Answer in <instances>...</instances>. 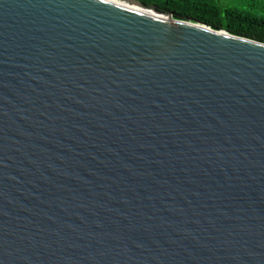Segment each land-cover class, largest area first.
I'll use <instances>...</instances> for the list:
<instances>
[{
    "label": "water",
    "instance_id": "water-1",
    "mask_svg": "<svg viewBox=\"0 0 264 264\" xmlns=\"http://www.w3.org/2000/svg\"><path fill=\"white\" fill-rule=\"evenodd\" d=\"M116 1L0 0V264H264V42Z\"/></svg>",
    "mask_w": 264,
    "mask_h": 264
},
{
    "label": "trees",
    "instance_id": "trees-1",
    "mask_svg": "<svg viewBox=\"0 0 264 264\" xmlns=\"http://www.w3.org/2000/svg\"><path fill=\"white\" fill-rule=\"evenodd\" d=\"M174 18L264 42V0H138Z\"/></svg>",
    "mask_w": 264,
    "mask_h": 264
},
{
    "label": "bare ground",
    "instance_id": "bare-ground-1",
    "mask_svg": "<svg viewBox=\"0 0 264 264\" xmlns=\"http://www.w3.org/2000/svg\"><path fill=\"white\" fill-rule=\"evenodd\" d=\"M112 1H116V0H112ZM116 2H119V1H116ZM119 3H120V2H119ZM122 4L126 5V3H122Z\"/></svg>",
    "mask_w": 264,
    "mask_h": 264
}]
</instances>
